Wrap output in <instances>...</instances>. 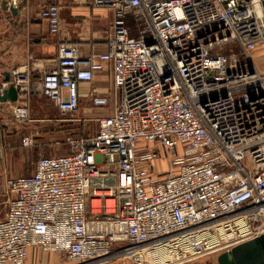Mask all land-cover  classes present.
Here are the masks:
<instances>
[{
  "label": "built area",
  "instance_id": "built-area-1",
  "mask_svg": "<svg viewBox=\"0 0 264 264\" xmlns=\"http://www.w3.org/2000/svg\"><path fill=\"white\" fill-rule=\"evenodd\" d=\"M92 5L112 12L104 52L60 44L1 84L26 90L9 102L21 123L32 94L74 117L79 83L104 63L113 89L94 134H66L68 152L39 156L30 174L6 180L0 264H25L29 247L70 264H190L264 235V70L251 56L264 42V0ZM39 16L59 31L57 3ZM231 44L239 51H222Z\"/></svg>",
  "mask_w": 264,
  "mask_h": 264
},
{
  "label": "crops",
  "instance_id": "crops-1",
  "mask_svg": "<svg viewBox=\"0 0 264 264\" xmlns=\"http://www.w3.org/2000/svg\"><path fill=\"white\" fill-rule=\"evenodd\" d=\"M52 2L59 5L60 27L57 33H51L47 21L39 16L40 10ZM13 6L17 8L15 14L0 6V72H11L24 66L28 68L36 59L55 55L60 44L75 46L82 56L106 50L112 12L106 8L94 7L92 0H19ZM33 74L36 75V71ZM112 89L111 65L104 63L103 69L95 72L91 81L79 83L78 109L70 122L83 126L86 122L96 123V117L110 113ZM93 96L107 97L108 105L94 106L91 102ZM21 98L23 97L19 94L18 99ZM29 102L30 98L28 106ZM9 111L10 103L0 102V191L6 188L8 178L22 176L20 173L30 174L33 163L38 158L30 162L31 166L28 168V161L20 151L18 154H10L21 149L22 145L18 142L23 122H15L11 114V120H8L6 114ZM33 119L51 122L53 125L60 120L54 114L50 115L49 111L46 117ZM9 126H14V129L10 131ZM37 251L57 258L54 253L29 247L26 261Z\"/></svg>",
  "mask_w": 264,
  "mask_h": 264
},
{
  "label": "rangeland",
  "instance_id": "rangeland-1",
  "mask_svg": "<svg viewBox=\"0 0 264 264\" xmlns=\"http://www.w3.org/2000/svg\"><path fill=\"white\" fill-rule=\"evenodd\" d=\"M2 0H0L1 2ZM223 52H237L239 47L236 44L226 45L222 47ZM255 65L260 71L264 70V42L260 43L255 51L251 54ZM30 120L24 121L21 126L23 127L22 133L19 135V142L22 146L18 149L17 153L11 152L10 154H18L20 151L26 161L28 168L31 166L30 162H33L37 157L43 155H49L54 153H66V145L62 142L65 135L70 133L74 135H92L96 131V123L86 122L83 126L70 122L73 117L62 114L53 105L51 100L41 94H32L30 97ZM55 115L57 120L55 125L51 122H43L42 120H34L33 118L46 117V113ZM8 120L10 118V111L6 114ZM9 130H13L14 126H9ZM164 153V152H163ZM165 154V153H164ZM171 157V155H170ZM159 166L165 167V160L157 161ZM23 175L22 173H20ZM17 176V175H16ZM12 199V194L6 190L0 191V219L3 218L9 201ZM52 257V258H49ZM25 264H70L62 263L54 256L46 255L45 253L36 252L29 256ZM87 264V263H84ZM95 264H132L128 258L114 257L106 261H102ZM190 264H216V254H209L197 259Z\"/></svg>",
  "mask_w": 264,
  "mask_h": 264
},
{
  "label": "water",
  "instance_id": "water-1",
  "mask_svg": "<svg viewBox=\"0 0 264 264\" xmlns=\"http://www.w3.org/2000/svg\"><path fill=\"white\" fill-rule=\"evenodd\" d=\"M3 9H8L15 14L17 8L8 4L6 0L1 1ZM24 69H19L22 72ZM11 79L10 71L0 72V87L4 82ZM24 88H15L10 84L7 88L0 91V102L13 103L17 100L18 94L25 93ZM216 264H264V235L241 242L231 249L224 251L216 256Z\"/></svg>",
  "mask_w": 264,
  "mask_h": 264
},
{
  "label": "bare ground",
  "instance_id": "bare-ground-1",
  "mask_svg": "<svg viewBox=\"0 0 264 264\" xmlns=\"http://www.w3.org/2000/svg\"><path fill=\"white\" fill-rule=\"evenodd\" d=\"M98 262H99V261H98ZM95 263H97V262H93V263L91 262V263H88V264H95Z\"/></svg>",
  "mask_w": 264,
  "mask_h": 264
}]
</instances>
